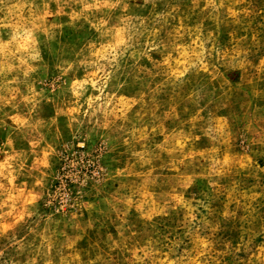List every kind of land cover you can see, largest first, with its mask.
<instances>
[{"label": "rangeland", "instance_id": "1", "mask_svg": "<svg viewBox=\"0 0 264 264\" xmlns=\"http://www.w3.org/2000/svg\"><path fill=\"white\" fill-rule=\"evenodd\" d=\"M0 264H264V0H0Z\"/></svg>", "mask_w": 264, "mask_h": 264}]
</instances>
